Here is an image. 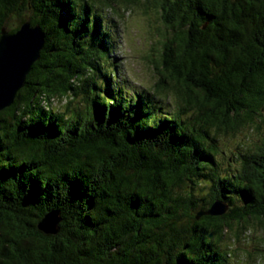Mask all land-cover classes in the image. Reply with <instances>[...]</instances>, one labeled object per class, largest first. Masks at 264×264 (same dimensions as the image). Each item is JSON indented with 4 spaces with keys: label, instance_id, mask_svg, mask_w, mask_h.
<instances>
[{
    "label": "trees",
    "instance_id": "obj_1",
    "mask_svg": "<svg viewBox=\"0 0 264 264\" xmlns=\"http://www.w3.org/2000/svg\"><path fill=\"white\" fill-rule=\"evenodd\" d=\"M139 2L0 0V38L29 23L46 40L0 112V264H236L230 243L264 227V137L236 173L217 160L264 111V0H144L169 34L132 94L108 12ZM216 201L227 213L198 217Z\"/></svg>",
    "mask_w": 264,
    "mask_h": 264
},
{
    "label": "rangeland",
    "instance_id": "obj_2",
    "mask_svg": "<svg viewBox=\"0 0 264 264\" xmlns=\"http://www.w3.org/2000/svg\"><path fill=\"white\" fill-rule=\"evenodd\" d=\"M117 9L123 13V18L108 12V20L115 21L116 25L111 33L114 34L116 46L113 56L121 66L118 72L121 84L132 94L135 90L151 91L159 78L152 62H161L162 44L169 34V29L163 25L160 14L154 7L145 11L144 0H140L138 5L128 8L121 5ZM19 22L20 18L12 17L8 21V29L16 27ZM169 100L172 103L173 98ZM168 101L165 103L167 106L170 105ZM263 137L264 111L253 125L241 128L234 135H221L218 138V147L223 154H219L217 160L222 172L236 173L239 166L232 161L227 162L228 159H233L235 155L238 156L247 148L259 143ZM225 245L229 244L225 242ZM229 247L233 250L230 259L236 264H264V227L254 223L242 234L239 242H231Z\"/></svg>",
    "mask_w": 264,
    "mask_h": 264
},
{
    "label": "water",
    "instance_id": "obj_3",
    "mask_svg": "<svg viewBox=\"0 0 264 264\" xmlns=\"http://www.w3.org/2000/svg\"><path fill=\"white\" fill-rule=\"evenodd\" d=\"M45 43L41 28L31 27L29 23H23L14 34L2 32L0 38V112L14 104L18 92L25 86L33 65L40 60ZM227 211L228 207L225 203L216 201L208 211L200 212L198 217L222 216ZM60 222L59 212L52 211L39 222L38 227L45 234L55 235L58 233Z\"/></svg>",
    "mask_w": 264,
    "mask_h": 264
},
{
    "label": "clouds",
    "instance_id": "obj_4",
    "mask_svg": "<svg viewBox=\"0 0 264 264\" xmlns=\"http://www.w3.org/2000/svg\"><path fill=\"white\" fill-rule=\"evenodd\" d=\"M23 154V153H22Z\"/></svg>",
    "mask_w": 264,
    "mask_h": 264
}]
</instances>
